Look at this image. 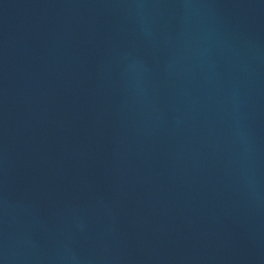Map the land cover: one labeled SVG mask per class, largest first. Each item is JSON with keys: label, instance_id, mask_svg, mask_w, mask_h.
<instances>
[{"label": "water", "instance_id": "1", "mask_svg": "<svg viewBox=\"0 0 264 264\" xmlns=\"http://www.w3.org/2000/svg\"><path fill=\"white\" fill-rule=\"evenodd\" d=\"M0 264H264V0H0Z\"/></svg>", "mask_w": 264, "mask_h": 264}]
</instances>
